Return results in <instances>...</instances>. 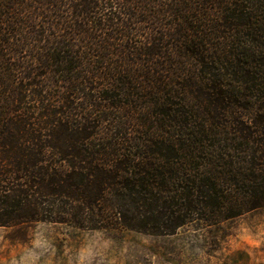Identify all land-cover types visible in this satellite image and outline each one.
I'll list each match as a JSON object with an SVG mask.
<instances>
[{
  "label": "trees",
  "instance_id": "1",
  "mask_svg": "<svg viewBox=\"0 0 264 264\" xmlns=\"http://www.w3.org/2000/svg\"><path fill=\"white\" fill-rule=\"evenodd\" d=\"M262 207L264 0H0V226Z\"/></svg>",
  "mask_w": 264,
  "mask_h": 264
},
{
  "label": "rangeland",
  "instance_id": "2",
  "mask_svg": "<svg viewBox=\"0 0 264 264\" xmlns=\"http://www.w3.org/2000/svg\"><path fill=\"white\" fill-rule=\"evenodd\" d=\"M0 264H264V207L170 234L44 221L0 226Z\"/></svg>",
  "mask_w": 264,
  "mask_h": 264
}]
</instances>
